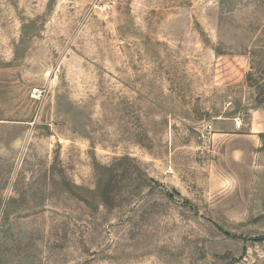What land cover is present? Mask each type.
<instances>
[{
    "label": "rangeland",
    "instance_id": "obj_1",
    "mask_svg": "<svg viewBox=\"0 0 264 264\" xmlns=\"http://www.w3.org/2000/svg\"><path fill=\"white\" fill-rule=\"evenodd\" d=\"M262 106L264 0H0V264H264Z\"/></svg>",
    "mask_w": 264,
    "mask_h": 264
},
{
    "label": "crops",
    "instance_id": "obj_2",
    "mask_svg": "<svg viewBox=\"0 0 264 264\" xmlns=\"http://www.w3.org/2000/svg\"><path fill=\"white\" fill-rule=\"evenodd\" d=\"M246 127L247 129L244 133H247L251 141L257 143L256 145L264 144V106L258 107L252 112Z\"/></svg>",
    "mask_w": 264,
    "mask_h": 264
},
{
    "label": "built area",
    "instance_id": "obj_3",
    "mask_svg": "<svg viewBox=\"0 0 264 264\" xmlns=\"http://www.w3.org/2000/svg\"><path fill=\"white\" fill-rule=\"evenodd\" d=\"M242 125H243V122H242V121H239V120H238V121L236 122V127H237V128H241Z\"/></svg>",
    "mask_w": 264,
    "mask_h": 264
}]
</instances>
